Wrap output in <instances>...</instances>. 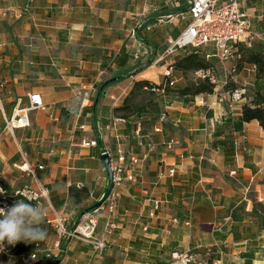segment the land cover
Segmentation results:
<instances>
[{
	"label": "crops",
	"instance_id": "1",
	"mask_svg": "<svg viewBox=\"0 0 264 264\" xmlns=\"http://www.w3.org/2000/svg\"><path fill=\"white\" fill-rule=\"evenodd\" d=\"M28 1L0 0V7L16 9ZM30 5V13L21 19L12 14L0 19V82L5 84L0 89V181L11 190L35 182L36 190L48 192L37 206L47 208L48 217L54 209L71 227L78 212L89 209L104 191V147L121 144L140 154L151 140L154 149L138 166L140 178L125 180L118 189L116 228L107 241L111 249L127 256L123 263L168 264L172 250H190L193 264H264V213L257 208L251 215L254 203L264 207V131L256 120L232 131L233 155L214 144L228 134L223 120L238 117L245 99L235 106L222 105L215 88L213 94L195 96L194 105L182 101L170 105L168 120L159 131L154 130L156 120L149 131L141 118L136 133L134 117L124 118L111 130L106 127L110 115L123 118L114 110L143 72L152 69L153 76L145 79L158 84L166 65L184 53L176 51L158 60L167 39L176 38L186 26H179L180 19L159 23L158 18L184 11L186 0H31ZM242 9L254 31L264 30V0H244ZM136 24L141 28L132 37ZM255 41L250 47L264 52L263 43ZM204 51L211 53L212 48ZM207 61L218 69L216 57ZM221 64L224 78H218L223 85L226 77L248 78L227 95L259 82L256 67L242 58ZM110 78L116 81L103 88L105 94L96 103L98 87ZM123 89L126 92L112 109L108 94ZM31 92L41 94L44 107L33 111L27 128L3 131L4 115H11L16 102L27 101ZM171 137L177 141L173 152L163 144ZM82 140H96L97 145L86 147ZM15 164L27 165L30 171ZM171 168L173 175L167 173ZM161 170L165 176L158 179ZM155 202L158 208L150 216ZM98 224L101 230L102 215ZM55 239L51 228L45 248ZM250 251L252 258L246 256ZM0 264L17 260L0 256Z\"/></svg>",
	"mask_w": 264,
	"mask_h": 264
},
{
	"label": "built area",
	"instance_id": "2",
	"mask_svg": "<svg viewBox=\"0 0 264 264\" xmlns=\"http://www.w3.org/2000/svg\"><path fill=\"white\" fill-rule=\"evenodd\" d=\"M244 0H186L188 7L181 12L165 15L158 18L159 23H171L175 20H186V26L179 33L176 38H168L167 45L164 48L161 57L173 54L176 51L192 52L194 54H201L205 59L216 57L220 63L227 62V60L241 59L239 48L242 46L250 47L256 40H260L264 45V30L256 32L252 29L247 14L242 9V3ZM29 0L22 7L9 8L0 7V19L6 18L12 14L15 19H21L30 13ZM140 27V24H136L130 31L132 37H136V30ZM1 45V44H0ZM206 47L212 48L211 53L204 51ZM255 69V66H252ZM233 71V70H232ZM195 78L200 80H207L214 85V89L224 84L218 78L216 69L213 66L206 68H198L193 72ZM165 83L162 84L161 89L151 87L153 91H157L163 101V108L156 118L155 131H159L162 124L168 120V109L171 105L170 100L167 99L165 87H170L175 84L176 79L173 77V67L171 64H167L163 72ZM4 83L0 82V89L4 88ZM147 89V86L143 87ZM84 94H88L89 89L82 88ZM149 89V90H150ZM126 92L123 89L120 94H108L111 100V108L116 107L121 97ZM246 87L241 86L228 92V97L231 102H239L246 99ZM27 101H17L11 115L8 117L4 115V122L2 130L8 133H13L15 129L27 128L30 126L29 113L44 107L42 97L39 92H31L27 96ZM118 102V103H117ZM0 101V110L1 109ZM124 118L110 115L107 120V129L111 130L115 127L117 122H123ZM136 133L140 129V123H136ZM97 132L99 138L103 137L102 125L100 122L96 123ZM150 137V136H149ZM84 146H96V140H82ZM166 150L173 152L177 141L171 137L163 143ZM154 149L153 141L149 140L146 144L144 152L135 154L129 149L123 147L121 144L112 147L107 145L103 149V153H106L109 158L111 173H112V185L104 199L103 203L92 209H86L83 211L74 221L71 227L65 226L64 218L58 214L54 209L51 210V216H46V222L54 230L56 234V241L54 247L58 250L57 254L49 252V250L43 249L45 258L49 261L40 260L36 251L29 252L27 254L14 255L11 251V247L14 245H8L5 242L3 251H0V256L15 257L17 264H61L67 257L64 249H60L62 240H78L83 243H88L94 247V249L101 252L109 243L107 238L111 235L116 228V206L119 197V186L125 181L135 182L140 178L139 164L145 162L150 152ZM184 155H180L183 157ZM189 157H192L189 155ZM202 160V157L199 158ZM15 166L21 171L29 172V169L24 170L21 166ZM24 166V165H23ZM43 166L38 164V168ZM169 175H173L174 169L171 168L167 171ZM165 173L161 170L158 173V179H162ZM47 191L40 189L35 191L28 186H23L14 190L8 189L2 183H0V208H9L17 202L18 197H22L35 205L40 203L42 198H46ZM158 208V202H155L152 209L149 212L150 216L154 215V211ZM102 215V227L101 230H97L99 220ZM173 222H177V219L173 218ZM194 256L190 250H172L169 253L168 264H193Z\"/></svg>",
	"mask_w": 264,
	"mask_h": 264
},
{
	"label": "trees",
	"instance_id": "3",
	"mask_svg": "<svg viewBox=\"0 0 264 264\" xmlns=\"http://www.w3.org/2000/svg\"><path fill=\"white\" fill-rule=\"evenodd\" d=\"M185 7V6H184ZM184 7H181V9H185ZM172 13L166 14V15H171ZM165 16V15H163ZM161 17V16H160ZM141 28H137V31ZM137 31H136V37H137ZM139 37V35H138ZM239 52L241 54V58L248 62L249 64H252L256 67V80L259 81H264V52L262 49L258 48H253V47H240ZM208 59H205L203 56L197 55L190 52H184L182 54L176 55L174 57L173 62L171 65L173 68L180 72H188L192 70H196L198 68H206L211 65L210 61H207ZM141 68L139 67L135 71H140ZM126 74L125 76H127ZM125 76H116L117 80L122 79V77ZM116 81L114 78H110L100 84L98 87L99 89L105 88L106 86L110 85ZM226 85H223L222 87ZM144 86H147L149 89L151 87H154L156 89H161L162 88V83L161 84H156L154 82H150L146 79H141V80H135L132 84V88L129 92V94L124 98L123 103L115 108V112H124L123 118H129V117H134L137 119L136 122H138L143 115H147V112L145 111L144 107L141 106L137 108L138 112L136 115L133 114V112L130 111V97L135 95L137 91H141ZM166 90L170 89V87H165ZM151 90V89H150ZM153 91V90H151ZM214 91V85L208 82L207 80H198L197 82H194L190 85L184 86L180 89H178L175 93L176 99H179L180 101H184V97L186 96H197L200 94H212ZM255 94L253 95V98L250 103H245L242 105L240 108V115L236 118L228 117L225 118L223 128L228 129V134L223 138L219 139L217 141H214V144L217 145L219 148L220 147H226V151L230 150L232 152L231 155H233L234 151V144H233V138H231L230 133L232 131L239 132L242 129L243 123H247L251 120H256L259 124V126L262 128L264 131V95L261 94L258 90L254 92ZM166 94H168L166 92ZM169 97V96H168ZM172 97V96H171ZM134 98V97H133ZM132 98V99H133ZM96 103L98 102L99 98L96 99ZM170 100V99H169ZM156 107L154 108V112H152L154 115H158L162 108H163V101L161 100L159 103H156ZM93 107L91 106L90 110H92ZM130 111V112H129ZM127 112V113H125ZM153 116V115H152ZM140 122V121H139ZM95 127V126H94ZM219 132H224V129H220ZM219 132L217 134H219ZM4 186H6L8 189H10L6 184L0 181ZM11 190V189H10ZM84 193V191H82ZM23 200L25 203H30L34 206L32 202H29L25 200L22 197L17 198V202ZM92 204L89 209L93 208ZM258 206V207H257ZM264 213V207L261 206L260 204L254 203L251 215H254L257 213L256 211L258 209ZM82 213V211H79L77 214V217ZM46 230H47V237L50 233V225L44 220L43 225H42ZM45 240L42 242L38 243H25L23 241L18 242L17 244L14 245V247H11V251L13 252L14 255H21L22 254H27L32 251H36L38 253V257L40 260H45L48 261L47 258H45L43 252L41 250L45 249ZM192 253V252H191ZM246 256L253 257V252H247ZM246 264H250V262H247Z\"/></svg>",
	"mask_w": 264,
	"mask_h": 264
},
{
	"label": "rangeland",
	"instance_id": "4",
	"mask_svg": "<svg viewBox=\"0 0 264 264\" xmlns=\"http://www.w3.org/2000/svg\"><path fill=\"white\" fill-rule=\"evenodd\" d=\"M186 22H187L186 20H182L180 22L179 26L183 27L186 24ZM227 61H232V59L227 60ZM235 62L236 63L239 62V59H236ZM217 68L218 69H216V71H217L219 78L223 79L224 78V75H223L224 66L221 63H219ZM235 68H237V65ZM236 73H237V71H234L231 75H235ZM152 74H153V71H152V69H150L146 72H143V74H142L143 77L140 75L139 78H141V79L149 78V77L153 76ZM173 75H174L173 77H175V79H176V82L172 86V88H170L168 90L165 89V92L168 93V94H166V96H167V99H170L171 105H176L178 101L180 102V100L176 99L177 97H175V94H176L175 92L178 89H180L184 86L190 85L194 82H197L200 79L195 78L192 71H188L185 73L180 72V71H178V73L173 72ZM226 78L228 80V83L226 85V89H225V86L224 87L218 86L217 87L218 88L217 89L218 90L217 96L219 98H221V100H222L221 104L222 105L227 104V106H229L228 104H230V106H235V104L236 105L239 104L240 101L234 102V103L231 102L229 100L228 95L226 94V91L232 89L235 86H238L240 83H242L244 81H247L248 78H246V76L244 74H241V76L237 77L236 81H234V79L230 78V77H226ZM146 80L153 82L149 79H146ZM161 83L162 84L165 83V78L163 75H161V79L159 80L158 84H161ZM245 86L247 88L246 99L241 101V102L250 103L252 98H253V95L255 94L254 92L256 90H258L261 94H264V81H259L257 83H254V85L245 84ZM213 92H215V90ZM200 95L205 96L206 94H200ZM199 97H201V96H199ZM130 98H131L130 99V111L133 112L134 115H136L138 112L137 108H139L141 106H145L144 109L147 112V115L142 116V118H145V126L144 127H145V129L151 131L152 127L154 126V123H155L154 120H156V118L158 116V115H154L152 112H154V108L156 107L155 106L156 103H159L162 100L161 95L157 91H151V90H149V88H147V89L143 88L141 91H137L135 93V95L134 96L132 95ZM195 102H196L195 96H186V97H184V101H182V103H184L186 105H194ZM30 113H29V120L32 121V117L34 116L35 113H33V111L31 114ZM125 113H127V112H125ZM123 114H124V112L119 111V112H117L116 115L117 116H123ZM149 117H150V120H149ZM146 118H148V119H146ZM130 143L133 147L135 146L134 142H130ZM42 181L46 183L48 180H47V178H43ZM28 182L30 184V188L37 191L36 190V189H38L37 184L33 181H30V180ZM54 242H53V245H54ZM72 244H74L75 247H73V249L72 248L69 249L68 246H70V245L72 246ZM53 245L52 246L50 245V246H48V248H45V249L49 250V252L57 254L58 250ZM62 245L63 246H61L60 249H64L65 254L69 255V259L65 258V260H63V262L61 264H127V263H123L124 260H128L127 256L124 255V253L118 254L115 251L116 249L113 250L108 245L101 252H99V250H97V249H94V247L92 245H90L88 243H82L81 241H78V240H68V239L62 240ZM119 252H121V251H119Z\"/></svg>",
	"mask_w": 264,
	"mask_h": 264
},
{
	"label": "clouds",
	"instance_id": "5",
	"mask_svg": "<svg viewBox=\"0 0 264 264\" xmlns=\"http://www.w3.org/2000/svg\"><path fill=\"white\" fill-rule=\"evenodd\" d=\"M47 215V208L33 206L23 200L7 209L0 208V251H3L5 242L15 245L21 241H44L47 238V230L42 225Z\"/></svg>",
	"mask_w": 264,
	"mask_h": 264
},
{
	"label": "water",
	"instance_id": "6",
	"mask_svg": "<svg viewBox=\"0 0 264 264\" xmlns=\"http://www.w3.org/2000/svg\"><path fill=\"white\" fill-rule=\"evenodd\" d=\"M105 94V90L102 88H100L97 92V95H96V99L99 98L100 94ZM101 157H102V161H103V164H104V167H105V171H106V185H105V188H104V191L102 192L101 196H99L98 200L94 203L93 207H97L103 203L104 199L106 198L107 194L109 193V190L111 188V185H112V173H111V169H110V163H109V158L107 156L106 153H102L101 154Z\"/></svg>",
	"mask_w": 264,
	"mask_h": 264
},
{
	"label": "bare ground",
	"instance_id": "7",
	"mask_svg": "<svg viewBox=\"0 0 264 264\" xmlns=\"http://www.w3.org/2000/svg\"><path fill=\"white\" fill-rule=\"evenodd\" d=\"M21 168H23V169L26 170V169L28 168V166H27V165H25V166L22 165ZM97 200H98V199H97ZM97 200H96V201H97Z\"/></svg>",
	"mask_w": 264,
	"mask_h": 264
}]
</instances>
